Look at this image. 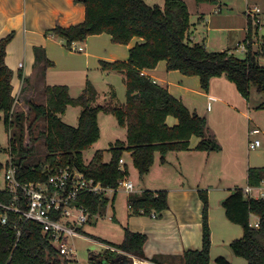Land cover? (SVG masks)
<instances>
[{
    "label": "trees",
    "instance_id": "16d2710c",
    "mask_svg": "<svg viewBox=\"0 0 264 264\" xmlns=\"http://www.w3.org/2000/svg\"><path fill=\"white\" fill-rule=\"evenodd\" d=\"M213 0H195L197 3ZM85 8V19L81 24L61 28L56 26L51 33L64 41L69 47L74 42L85 40L88 36L107 34L114 44L128 45L134 38L141 42L129 49L127 61L112 63L100 62L103 70L119 71L125 75V104L121 107H90L96 92L90 84L77 98L68 95L66 86H47L44 89L45 104L28 102L29 114L25 120L23 114L14 119L13 137L8 138L12 150L13 163L17 166L19 181H43V165L50 169L76 167L87 178L99 181L105 187L115 188L117 180L125 177L126 171L119 172L118 162L123 150L131 153L133 165L138 174L145 176L153 164L155 153L160 161L170 151L189 150V140L199 138L195 151L216 152L220 146L207 130L204 117L190 112L181 101L173 98L168 91L155 84L142 74L143 70L154 69L159 61L166 62L167 70H177L186 76H197L203 90L208 89L210 79L225 76L234 84L238 93L248 99L252 87L264 94V66L259 65V53L248 46L243 59L223 52H208L201 44H191L186 40L190 28L189 13L181 0H165L164 6H148L144 0H74ZM246 37L250 40L252 25L247 19ZM11 32L0 40V119L3 117L8 133L9 111L13 104L11 97L12 72L4 63L6 46L12 40ZM264 48V37L262 40ZM35 60L42 58L44 68L52 65L40 48H34ZM21 76V75H20ZM67 106H79L82 111L77 127L63 123L59 117ZM110 112L118 125L126 129V145L115 142L111 147V160L103 163L102 152L96 151L91 161L84 165L82 152L89 149L99 138L98 113ZM176 119L169 126L166 119ZM45 119L46 128L40 134L47 151L43 165L29 166L24 163L33 152L32 148H23V122H28L30 141L35 143L34 124ZM264 181V168L247 170L248 186L256 187ZM202 202L200 250H187L182 256H155L147 259L143 252L146 237L125 229L123 241L114 245L105 241L101 244L115 251L105 250L103 260L113 264H131L132 258L151 264H209L210 228L208 224V199L205 191H198ZM9 195L0 191V203H7ZM127 207L130 215L160 217L168 208L167 191L145 190L140 195L129 197ZM78 202L90 213L96 215L108 203L101 196L83 194ZM226 219L241 227L243 235L233 240L229 248L234 256L244 258L247 264H264V199H251L243 195L242 189L229 192L221 202ZM0 208V214H1ZM250 216L258 218L259 226L251 227ZM13 219V218H11ZM118 253H117V252ZM91 261L93 258L90 257ZM99 259H97L98 261ZM215 264H231L225 257L218 256ZM0 264H76L57 253L49 241L41 235L40 227L32 222L23 225L17 239L12 224L0 223Z\"/></svg>",
    "mask_w": 264,
    "mask_h": 264
},
{
    "label": "crops",
    "instance_id": "0c3cea01",
    "mask_svg": "<svg viewBox=\"0 0 264 264\" xmlns=\"http://www.w3.org/2000/svg\"><path fill=\"white\" fill-rule=\"evenodd\" d=\"M230 17L231 16L229 14L226 15V18ZM84 19V6L81 3H74V0H0V40L11 32L14 34L12 40L6 46V54L4 58L6 67H8V69H10L12 72V78L10 81L12 88L11 97L18 94L19 99L25 103H28L31 100L37 104L44 105L45 87L57 86L58 83L54 79L50 80V76L58 72H73L74 68L72 63L68 64L69 59L73 58L72 56L80 57L79 60L83 59L86 66L89 65V62L95 61L97 68L101 69V61L108 63L115 61H127L129 49L135 44L141 42L140 39L134 38L128 45H112L111 37L109 35L100 34L88 36L85 40L74 42L69 47H67L64 45V41L62 39L51 33V30L56 26L68 28L70 26L81 24ZM229 29V31L241 32L243 36L244 32L246 31V27H244V29ZM186 35V40L189 43L201 44L207 50V46L204 45V42L195 41L190 28ZM94 37H104L106 39H97L102 41H98L97 44H94L92 43V39ZM34 48L42 49L45 53V58L50 63H52V65L44 68L42 58L36 61ZM120 49L122 51H119ZM228 53L233 55L230 52ZM258 62L264 65L263 58H260ZM119 73L122 74L124 82L125 75L122 72ZM142 74L150 78L155 84L165 88L173 98L181 101L190 112H195L197 115L204 117L208 132L212 134L214 138L216 137L218 141H221V143L224 145V150L226 147H228L230 155L237 152L240 144L242 145L246 143V137L248 140L247 134L249 129H253L255 127L260 129L261 134H259L256 139L259 140L260 136L264 138V129L259 125H255L253 119L251 118L249 98L244 99L238 93L234 84L228 81L225 76L214 77L210 79L208 89L203 90L200 85L199 77L186 76L177 70H167L165 61H159L154 69L143 70ZM68 95L70 98L75 99L71 97L69 91ZM36 96L42 98L44 102L39 103L35 101ZM98 106L121 107L122 104L117 102L115 93L110 88L108 92L102 96L96 92V97L90 103V107ZM257 107L261 111H264L263 102ZM78 111L80 115L82 108L79 107ZM100 115L101 114H98L97 116L99 135ZM59 117L63 123L67 124V122L63 120V114L59 115ZM233 117H239V120L241 121V127L239 126L237 132L231 122ZM166 123L169 126H172L175 125L177 121L172 117H168L166 119ZM198 142L199 138L192 137L189 140V150L178 152L181 154L179 155L180 160H178L179 168H182L183 170L185 169L187 173L192 174V178H195L197 175L204 177L209 174L208 168L214 163V168L211 170V172L215 179H219L220 184L217 185V189H215V191L210 189L207 193L209 201L208 224L210 228V245L212 246L213 241L217 236L218 239H227V243L230 244L233 240H235V238H241L243 231L241 229V232H239V234L236 236L235 234H231V228L227 225L228 220L225 217L224 209L223 211L222 209L219 210L218 208L220 207L217 205V202L219 201V203H221L230 191L234 189L244 190L245 188H250V198L257 200L259 189L263 185L260 182L259 186L257 187H250L248 184L245 188H240V186L237 184H233V186H230V188L222 186L221 184L224 182L239 181V176H237V173L234 172L232 168L229 172L223 171L220 162V166L218 165V157L216 154L195 151L194 147ZM224 142L227 143V145H225ZM247 150L250 152L255 151L256 149L249 150L247 148ZM155 159H158V156H156ZM124 164L125 161L123 159V165ZM249 168H264V164L253 165L246 163L244 172L246 183L247 170ZM187 173L183 171L177 172V175L179 176L175 180L176 184L172 181L170 187L166 188L162 186V189L155 188L150 190L167 191L168 208L161 212L160 217L155 218L153 215L133 216L130 215L129 209L127 211V227L125 229L132 233L142 234L146 237L143 252L147 259L155 256L180 257L187 250L201 249L202 202L198 196L199 186H185V184L182 182L183 179H185L184 175ZM143 191H145V189L139 188L136 193L140 195ZM213 192L218 193V198L216 200L213 198ZM256 192L257 195L254 196ZM113 195H109L107 197L106 200L108 203L106 209L110 205L109 202L112 200ZM252 195L254 197H251ZM245 197L249 198L248 196ZM216 210H218L217 213H215ZM99 215L101 214L91 215L88 223H90V219L92 217L97 216L96 218H98ZM257 221L258 218L255 217V222ZM249 223L250 225L252 224L250 219ZM79 232L81 234L86 233L83 231V227L79 230ZM218 232L221 233V235H219ZM83 237L84 238L82 239H88L84 235ZM72 240L73 239L70 240V243ZM100 245L103 247L104 251H111L109 249L111 247L101 243ZM90 257H92L93 261L95 262H97V259H103L101 258V254L100 256L92 255ZM223 257H225L231 264H235V262H233V260L228 256ZM132 259L136 261L134 258ZM72 260H75L74 257ZM142 262L149 263L146 261ZM105 263L108 264L107 260H105ZM168 263V261L164 260V264Z\"/></svg>",
    "mask_w": 264,
    "mask_h": 264
},
{
    "label": "rangeland",
    "instance_id": "374dc122",
    "mask_svg": "<svg viewBox=\"0 0 264 264\" xmlns=\"http://www.w3.org/2000/svg\"><path fill=\"white\" fill-rule=\"evenodd\" d=\"M183 1L186 3L188 8L190 31H192L195 41L204 42V45L207 46V50L210 52H223L226 50L227 52L232 53L238 59H242L244 57V52H241L239 44H243L242 41L246 37L247 31L244 32L243 36L241 32L229 31V28H247V10L253 7L259 8V23L252 24V33L250 35L251 39L249 41L252 50L260 52V47L262 45H260L259 43L263 40L264 37V0H213L201 3H197L195 2V0ZM144 2L148 6L158 5L160 7H163L165 0H145ZM228 14L231 16L230 18H226V15ZM97 39L106 38L94 37L92 39V43L97 44L98 41H102ZM111 44L117 45L112 42ZM121 49L119 51H122ZM259 56L260 58L264 57V52H260ZM72 57L73 58L69 59L68 64L72 63L74 71L69 73L58 72L52 74L50 76V80H56L58 82L57 86L66 85L69 94L73 98L81 95L87 84H90L93 87L94 91L101 96L108 92V90L111 88L115 93L117 102L122 104V106L125 104L126 88L121 73L97 68L95 61L89 62V65L86 66L85 61L82 58V60H79L80 57ZM248 98L250 100V115L253 119L254 124L259 125L264 129V111H261L257 107L259 104H262V102L264 103V94L258 93L256 89L252 87L250 89ZM35 101L39 103L44 102V100L39 96L35 97ZM21 107L29 109L28 103H25L23 101ZM19 109L20 108H18V110ZM78 109L79 106H67L65 112L63 113V120L72 127H76L78 124ZM98 114H101L99 118L100 135L97 141L89 149L83 152L84 164L89 163L96 151L102 152V161L108 163L111 160L112 156L110 149L114 145V143L121 142L126 145L125 128H122L118 125L113 114H111L110 112H100ZM27 116H24L25 120ZM25 120L23 122L22 147L32 148L33 152L28 156L24 163L29 166L43 165L44 160L47 156V151L43 142V137L40 133L43 132L46 128L45 119H39L34 124V128L32 131L33 135L37 137V141L35 143H32L30 141V136L27 130L28 122ZM231 122L237 132L239 126L241 127V121L239 120V117H233L231 119ZM14 127L15 126L13 125L11 130H9V134H11V137H13V131H15ZM215 139L220 146V150L216 152L206 153L216 154L218 157V165L220 166L221 163L222 170L225 172H229L232 168L240 178V180L237 182H224L221 185L226 188H230V186H233V184H237L238 186H240V188H245L247 186L244 173L246 163H250L253 165L264 164V138L260 136L259 140L262 142V145L255 151L249 152L247 150L246 137V143L242 145L240 144L237 152L232 155H230L228 147H226L224 150V145L221 143V141H218L216 137ZM224 144L227 145V143L225 142ZM8 148V133L5 129L3 117L1 116L0 189L4 188L5 186L4 173L5 166L9 158ZM179 155L181 154L175 151L167 152L164 156V161L161 162L160 154L155 153L153 157V164L150 167L148 174H146L147 176L141 177L133 165L131 153L125 149L123 150L121 157L124 159L125 164L121 167L123 171H126V180H129L133 183L135 192L133 191L131 193H126L123 190H119L113 195L112 200L109 202L110 205L107 207V209L105 207L104 209L100 210L98 214L101 215H99L98 218H96L97 216L92 217L90 219V223L83 226V231L87 234L82 233V235H84L88 239H73L70 243L74 249V259L76 261V264H106L105 260L103 259H99L97 262L91 261L90 256H100V254L102 255L104 253V249L100 245V241H105L114 245H118L123 241L125 228L127 227V200L129 199V197L137 196L138 194L136 192L139 188L145 190H153L155 188L162 189V186L166 188L170 187L172 181L176 184L175 180L179 176L177 175V172L183 171L187 173L185 169L183 170L182 168H179ZM156 156H158V159H155ZM213 166L214 163L208 168L209 174L204 177L197 175L195 176V178H192V174H185V179H183L182 182L185 184V186L198 185L199 190L205 191L206 194L210 189H213V191H215V189H217V185H219L220 182L219 179H215L211 172V170L214 168ZM212 195L215 200L218 198L217 192H213ZM256 195L257 192L254 196ZM254 196L252 195L251 197ZM217 205L220 207L218 209H222L223 211V208H221L222 205L221 203H219V201L217 202ZM217 211L218 210H216L215 213H217ZM250 221L254 223L255 217H250ZM227 225L231 228V234H235L236 236L239 234V232H241L240 226L232 224L229 221L227 222ZM219 235H221V233H219ZM220 255L228 256L233 260V262H235V264H247L244 258L237 257L232 254L229 248V243H227V239H218L217 236L210 248V264H215L214 259ZM135 260L137 261V259ZM107 262L108 264H113L111 260H107ZM131 264H134L133 259Z\"/></svg>",
    "mask_w": 264,
    "mask_h": 264
},
{
    "label": "built area",
    "instance_id": "2783aa9c",
    "mask_svg": "<svg viewBox=\"0 0 264 264\" xmlns=\"http://www.w3.org/2000/svg\"><path fill=\"white\" fill-rule=\"evenodd\" d=\"M259 13L260 9L257 7L247 10L246 17L250 20L251 25L259 23ZM259 44L262 45V41ZM248 46H251L248 40L239 44V48L244 54H246ZM260 48V52H264L263 46ZM262 58L264 59V57ZM259 65L264 66L260 63ZM12 99L13 104L8 117V138L11 137L9 130L14 124L16 115L21 113L23 116H27L29 111V109L21 107L22 101L18 94L13 95ZM18 108L20 109L18 110ZM259 134H261L260 129L256 127L249 129L247 134V148L249 150L261 146V141L256 139ZM8 156L4 173L5 186L0 191L9 195L10 198L7 203H0L2 210L0 223L2 225L11 223L16 231L17 239L25 223L37 224L40 227L41 235L49 241L52 248L67 259L74 257V249L71 247L70 240L84 238L79 230L88 223L91 216L88 210L78 202L79 196L93 194L107 199L109 195H113L119 190L126 193L134 191L132 182L126 180L125 177L117 180L115 188L105 187L99 181L87 178L76 167L52 170L48 165H43L40 169L41 174L46 175L43 181L23 183L16 176L17 166L13 163L14 156L10 148H8ZM118 164L119 172H123L122 158ZM261 184L263 186L259 189L257 199H264V181H261ZM242 191L244 196L250 198V188H245ZM250 226L257 228L259 222H254ZM109 249L114 251V249Z\"/></svg>",
    "mask_w": 264,
    "mask_h": 264
},
{
    "label": "bare ground",
    "instance_id": "6f19581e",
    "mask_svg": "<svg viewBox=\"0 0 264 264\" xmlns=\"http://www.w3.org/2000/svg\"><path fill=\"white\" fill-rule=\"evenodd\" d=\"M134 264H149V263H144V262H140V261H134Z\"/></svg>",
    "mask_w": 264,
    "mask_h": 264
}]
</instances>
